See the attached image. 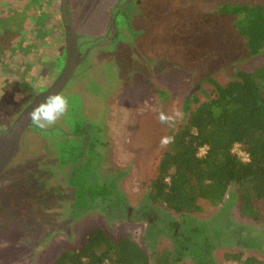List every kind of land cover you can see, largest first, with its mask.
<instances>
[{
  "label": "rangeland",
  "instance_id": "374dc122",
  "mask_svg": "<svg viewBox=\"0 0 264 264\" xmlns=\"http://www.w3.org/2000/svg\"><path fill=\"white\" fill-rule=\"evenodd\" d=\"M60 1L0 0V18L11 14V26L20 28L17 36L22 33L27 43L13 58L4 54L0 63V132L31 101L30 94L46 88L57 74L54 56L62 55L65 46ZM94 2L70 0L67 5L76 32L88 34L84 44L91 45L80 49L81 54L87 49L85 58L61 93L69 101L66 114L45 129L28 128L0 176V264H52L62 251L80 249L97 228L117 241L129 235L154 264L155 252L170 248L169 239L147 237V221L136 210L150 204L146 192L168 147H161V138L182 125L187 98L204 102L213 96V81L223 86L237 71L264 66V51L250 57L233 19L218 14L225 4L264 6V0ZM103 19L106 27L99 32ZM113 23L114 43L107 44L115 33L111 28L104 44H92ZM0 37L5 50L10 39ZM173 109L180 116L171 126L161 123L159 114ZM83 125L89 128L92 159L68 179ZM228 194L233 195L230 203L226 195L223 207L190 212L186 222L204 225L198 241L216 245L210 254L215 264H242L247 258L264 264L263 216L259 221L241 216L235 189ZM109 195L113 204L105 205ZM119 198L133 209L128 218L114 202ZM165 210L162 218L170 214L180 221L179 214ZM214 229L221 230L220 238ZM251 240L257 246L245 247ZM237 242L241 245L232 247Z\"/></svg>",
  "mask_w": 264,
  "mask_h": 264
},
{
  "label": "trees",
  "instance_id": "16d2710c",
  "mask_svg": "<svg viewBox=\"0 0 264 264\" xmlns=\"http://www.w3.org/2000/svg\"><path fill=\"white\" fill-rule=\"evenodd\" d=\"M218 14L233 19L236 34L244 40L250 57L264 51L263 5L225 4ZM212 84V98L201 103L195 98L184 101V121L171 136L174 142L164 152L146 198L185 216L223 207L226 195L230 203L233 195L228 191L233 187L240 215L259 221L264 218V66L249 73L237 71L234 79L223 86L214 81ZM203 146L207 147L206 153L198 157ZM235 146L248 156L247 161L234 153ZM173 223L176 222L172 221L170 233ZM214 234L220 237L222 232L215 229ZM201 236L202 229L192 233L195 240ZM200 242L197 248L188 245L197 259H203L208 254L204 250L209 251L212 245L206 239ZM192 244H196L194 240ZM184 246L182 243L173 259L185 254ZM253 246L257 244L252 240L245 244ZM170 253L157 255L154 264H174ZM105 261L149 264L143 250L129 235L117 241L99 228L87 236L80 249L62 251L52 264H105ZM250 263L261 264L252 258L242 264Z\"/></svg>",
  "mask_w": 264,
  "mask_h": 264
},
{
  "label": "flooded vegetation",
  "instance_id": "af4514ba",
  "mask_svg": "<svg viewBox=\"0 0 264 264\" xmlns=\"http://www.w3.org/2000/svg\"><path fill=\"white\" fill-rule=\"evenodd\" d=\"M61 1H60V5H59V13H60V22L63 24V27L62 28H63L64 39H65V25H66V23L61 21L62 20L61 19V11H60ZM69 1L70 0H67L66 1V11H67V14H68V16L70 18V22L72 24L73 31H74V33L78 37L77 44L79 46V53H80V55L82 57V60H83L85 58V52H86L87 49L84 51L83 54H81L80 49H82L83 47H86L87 48V47H89V45H91L90 43L84 44L85 42L90 41L89 39H86L87 37H89V35L88 34L87 35H85V34H79V33L76 32V26H75L74 18L72 16V14L70 13L69 9L67 8V5L69 4ZM77 2H78L79 5L81 4L79 1H77ZM92 5L95 6L94 0H93V4ZM17 16H20V15H17ZM7 17H6V19L0 18V36H2V35L5 36V37L7 36L10 39V44L4 45L5 46V50H4V47H2L3 45L0 44V63L1 64L5 62V58L3 56L4 54H7L8 56H11L15 52H18L20 50H23V48L25 49L26 48V44H27L23 40L25 38V36H23L22 33L19 34V36H17V32L20 31V28L19 27L13 28L11 26V24L14 25L13 22L15 21V20L13 21V17L11 16V14L7 15ZM31 20L32 19L26 20V21L29 22ZM34 20L36 21V19H34ZM101 21H103V23L98 26L99 27L98 28V31L99 32H101V30L104 28V26L106 27V21H105V19H103ZM23 22H24V20H23ZM111 28H113L115 30L114 23H113V25L112 24L109 25L108 29H106V31H105V35H101L99 33L98 36L94 37L91 40V41H93L92 44H98V43L104 44V42H105L104 39L107 38V36L109 34V30H111ZM41 31H43V28H41ZM116 38H117V32L115 30V33H114L113 37L109 41H107V44L114 43V41H115ZM11 58H13V57L11 56ZM54 63L55 64L53 66V69L57 72V74L55 76V78H56L59 75V73L61 72V70H62V68L64 66V63H65V46H64V52H63L62 55H61L60 52L59 53H55ZM77 67H76V69H77ZM1 69H2L1 71L4 72V69L3 68H1ZM76 69H75V71H76ZM75 71H74V74H75ZM74 74H73V77H74ZM1 75H3V73ZM77 76L78 75H76L75 78H77ZM66 85H65V87H66ZM46 88L40 89V91H43ZM63 90H62V92H63ZM40 91L38 90V93L39 94H40ZM62 92H60V94ZM33 94H30L31 97H32V99H33V96L36 95V94H34V95ZM32 99H31V101H32ZM26 106L24 105L23 107L25 108ZM36 128H38V127H36L35 125H33L31 123V126L29 127V129H32V130L36 131L35 130ZM88 131H89V128L88 129H85V126L83 125L82 128H81V130L78 132L79 133L78 134V137H81V140L80 141H82V143L80 142V145H78V146H76L74 148V153H75L74 154V160L72 159V161L69 162V168L67 169L68 170V179H70L74 175V172L76 171V169H79L84 164V162H86L87 160H89V158L92 159V151H90L89 148H88L92 144L90 142L91 139H90V134H89ZM96 148L94 149V145L92 146V149H94L95 152H98L99 153L98 147H96ZM58 162H59V159H58ZM63 165H65V164H63ZM58 166H59V164H58ZM111 189H112V187L109 189L110 195H111ZM75 192L76 191L74 189V192L73 193H75ZM148 192H149V190L146 193L148 194ZM147 194H146L145 198L148 196ZM110 195L106 198L105 203L104 202H101V203H104L105 205L107 203L113 204V201L110 200V197H111ZM146 200L150 204L148 203L149 205L147 206V204L142 205V203H141L140 206L138 207V209L136 210V212L142 217V219H145L147 221L148 228L146 229V236L149 237V238L151 237L153 240H155L158 236H161V235L167 236L168 239H169L168 242L170 243V248L169 249H165L164 248V249H162L159 252H155L154 259H155V257H157V255L163 253L164 251H168V252H171L170 253L171 254L170 255V258L172 257V260H174V264H178V263L179 264H182V263L186 264L185 263L186 261H188L189 264H215L213 262L212 258H211V255H210L211 254V251H212V248L216 246V245H214V243H211L212 245L208 248L209 251L207 249L204 250V251H207L208 254H206V256L203 259H197L198 257H196V255L193 254V252H191V250L188 247V245H191L194 248H197L198 243L200 241L197 243L196 241H198L199 239L197 238L195 240V238L192 237V233H193V231L195 229H202V235H203V231H204L203 230V228H204L203 226L204 225H201L200 223H198V225H197V224H195V221L194 220L192 221V223L191 222H186L184 220L186 218H188V217L186 216L184 218V216H182L181 214H179L180 217H181L180 221H176L175 219H171L170 218V214H169V212L167 210H165L164 213H168L169 215H165L166 217L162 218V216L164 214H162L161 211L164 210V209H166V207H164L163 205H161L160 203H157V202L153 204L147 198H146ZM114 202L115 203H118L117 204V207L118 208L125 209L127 218L129 217V215L131 213H133V209H131V207L127 206L124 203V201L121 200L120 198H119V200H116ZM160 206H163L164 209H161ZM168 217H169V219H168ZM169 220H171V223L169 222ZM172 221H175L176 223L175 224L173 223L174 224V227H173L172 233H170L169 228L171 227ZM214 230H213V235H215L214 234ZM218 230H220V229H218ZM214 237L218 239L221 236L218 237V236L215 235ZM193 240L196 243L194 245L192 244L193 243ZM182 243L185 244V246L183 247V249L185 250V254L173 259V256L179 252V249H180V246H181ZM200 243H202V242H200ZM240 245L241 244L237 242V244L235 243L232 247H237V246H240Z\"/></svg>",
  "mask_w": 264,
  "mask_h": 264
},
{
  "label": "water",
  "instance_id": "95a60500",
  "mask_svg": "<svg viewBox=\"0 0 264 264\" xmlns=\"http://www.w3.org/2000/svg\"><path fill=\"white\" fill-rule=\"evenodd\" d=\"M66 1H61V21L65 22V63L54 81L40 94L33 96L32 101L18 114L11 123L7 131L0 132V176L3 171L15 158L19 152L20 140L23 132L31 126L28 114L36 107L46 96L62 92L65 85L73 77L76 67L81 63L82 57L79 53L77 44V35L74 33L70 18L66 11Z\"/></svg>",
  "mask_w": 264,
  "mask_h": 264
},
{
  "label": "clouds",
  "instance_id": "9594fccd",
  "mask_svg": "<svg viewBox=\"0 0 264 264\" xmlns=\"http://www.w3.org/2000/svg\"><path fill=\"white\" fill-rule=\"evenodd\" d=\"M68 99L62 94L53 93L46 96L33 110L28 114L30 122L40 129H45L54 125L68 110ZM178 110L173 109L172 114H159L161 123L172 125L175 118L179 117ZM174 142V137L164 136L160 140L161 147H167ZM107 264V261H105Z\"/></svg>",
  "mask_w": 264,
  "mask_h": 264
},
{
  "label": "built area",
  "instance_id": "2783aa9c",
  "mask_svg": "<svg viewBox=\"0 0 264 264\" xmlns=\"http://www.w3.org/2000/svg\"><path fill=\"white\" fill-rule=\"evenodd\" d=\"M206 150H207V147H206V146H203L202 148L199 149L197 156H198V157H202V156H204L205 153H206ZM233 151H234V153H236L240 158H242V160H244V161H247V160H248V156H247L245 153L241 152V151L238 149L237 146L234 147Z\"/></svg>",
  "mask_w": 264,
  "mask_h": 264
}]
</instances>
